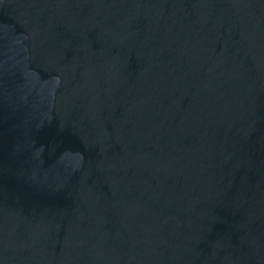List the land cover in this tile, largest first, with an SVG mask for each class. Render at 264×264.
<instances>
[{"label": "water", "instance_id": "1", "mask_svg": "<svg viewBox=\"0 0 264 264\" xmlns=\"http://www.w3.org/2000/svg\"><path fill=\"white\" fill-rule=\"evenodd\" d=\"M264 167V0H0V264H157Z\"/></svg>", "mask_w": 264, "mask_h": 264}]
</instances>
